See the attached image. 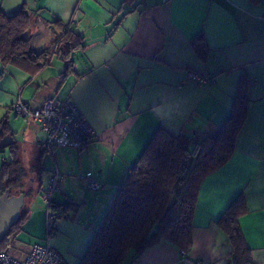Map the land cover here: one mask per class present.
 Returning <instances> with one entry per match:
<instances>
[{
	"label": "crops",
	"instance_id": "0c3cea01",
	"mask_svg": "<svg viewBox=\"0 0 264 264\" xmlns=\"http://www.w3.org/2000/svg\"><path fill=\"white\" fill-rule=\"evenodd\" d=\"M20 11L31 13L26 36L35 52L50 49L71 19L69 32L83 47L73 52L68 72L56 57L35 73L0 57V163L16 161L24 172L19 217L26 218L5 252L22 260L33 244L47 242L66 264H79L158 128L190 137L215 133L230 117L245 76L246 120L231 158L199 187L187 257L161 241L132 264H234L216 222L239 195L247 212L238 223L251 262L264 264V0H0L7 17ZM201 45L204 57L195 51ZM189 72L214 84L194 83ZM67 96L95 136L82 150L63 148L53 157L38 123L9 107L22 101L38 108ZM53 168L62 174L54 204L71 209L45 241L41 196ZM87 172L100 190L78 179Z\"/></svg>",
	"mask_w": 264,
	"mask_h": 264
},
{
	"label": "trees",
	"instance_id": "16d2710c",
	"mask_svg": "<svg viewBox=\"0 0 264 264\" xmlns=\"http://www.w3.org/2000/svg\"><path fill=\"white\" fill-rule=\"evenodd\" d=\"M258 3L259 0H250ZM30 18L26 11L7 17L0 13V57L2 61L29 64L33 73L42 70L56 57L63 61L65 72L73 68L72 54L82 49V40L72 35L70 23L50 49L35 52L28 45ZM200 37L195 39L196 41ZM194 43V44H195ZM204 57V45L195 46ZM248 82L242 76L230 117L215 133L193 137L173 135L158 128L130 173L116 191L93 240L79 264H132L141 254L161 241L176 246L183 258L192 248L193 216L202 181L231 158L235 139L246 120ZM4 131H2L0 134ZM24 172L13 161L0 163V197L24 195L21 180ZM53 212L55 223L66 217L70 205L46 206ZM245 202L239 195L216 222L232 247L234 264H252L250 250L241 233L238 220L246 214ZM26 220L18 218L0 242L5 252ZM56 225V224H55ZM56 227L53 231L55 232Z\"/></svg>",
	"mask_w": 264,
	"mask_h": 264
},
{
	"label": "built area",
	"instance_id": "2783aa9c",
	"mask_svg": "<svg viewBox=\"0 0 264 264\" xmlns=\"http://www.w3.org/2000/svg\"><path fill=\"white\" fill-rule=\"evenodd\" d=\"M73 19L70 20V24ZM190 81L202 84H214V79L202 76L196 72H189ZM16 116L24 119L36 121L43 133V148L50 156L55 157V152L59 149L69 148L82 150L87 142L95 136L93 129L80 112L78 107L67 96L64 99L50 97L38 108H31L22 101H16L9 107ZM1 159V155H0ZM62 174L53 168L48 174V180L44 188L41 199L45 206L54 204V197L59 192ZM85 182L86 186L93 190H100L103 185L96 181L91 172L78 176ZM55 216L49 210L45 212L46 240L50 239L55 232ZM0 264H66L60 255L53 250L47 242L44 244H33L26 257L22 260H16L10 257L6 252H0Z\"/></svg>",
	"mask_w": 264,
	"mask_h": 264
},
{
	"label": "water",
	"instance_id": "95a60500",
	"mask_svg": "<svg viewBox=\"0 0 264 264\" xmlns=\"http://www.w3.org/2000/svg\"><path fill=\"white\" fill-rule=\"evenodd\" d=\"M23 196L11 197L7 190L0 197V242L19 217Z\"/></svg>",
	"mask_w": 264,
	"mask_h": 264
},
{
	"label": "rangeland",
	"instance_id": "374dc122",
	"mask_svg": "<svg viewBox=\"0 0 264 264\" xmlns=\"http://www.w3.org/2000/svg\"><path fill=\"white\" fill-rule=\"evenodd\" d=\"M28 177H31V172L28 174ZM30 183H31V181H29L28 182V185H29V188H30ZM25 189H28L27 187L25 188ZM50 211V210H49ZM51 213H53L52 211H50ZM56 224V223H55ZM55 227H56V225H55ZM10 246V245H9ZM9 246H7V249L9 248Z\"/></svg>",
	"mask_w": 264,
	"mask_h": 264
}]
</instances>
